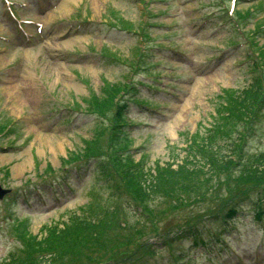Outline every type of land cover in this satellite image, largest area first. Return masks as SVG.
Returning <instances> with one entry per match:
<instances>
[{
    "label": "rangeland",
    "instance_id": "374dc122",
    "mask_svg": "<svg viewBox=\"0 0 264 264\" xmlns=\"http://www.w3.org/2000/svg\"><path fill=\"white\" fill-rule=\"evenodd\" d=\"M26 1V8L18 10L17 14L21 18L42 22L43 40L24 42L15 34L12 24L0 15V36L6 38V41L0 40V118L3 123H16L14 130L0 139V146L6 148L0 149V185L13 193L24 189L27 194L26 198L19 197L21 202L26 200V205L13 207L9 198L0 200V260L8 253L19 252L24 246L22 233L19 236L16 232L17 225L40 238L44 236L43 226L68 221L72 213L87 203H117L125 212H133L132 201L122 194L121 187L113 179L104 182L99 169L93 171L91 167L89 173L87 168L90 169V166L84 165V162H65L73 154L83 152V140L89 138L99 123L93 119L85 122L88 117L80 112H74L77 115H73L69 122H58L56 119H60V114L50 110L53 105L62 107L74 102L80 104V101L86 104V100L93 99L91 96L94 94L108 97L107 94L111 93L104 90L107 85L123 89L126 83L143 80L141 69L151 60L154 65L149 70L153 73L163 71V84H175L165 94L170 100L163 112L165 117H154L153 123L156 122L159 127L152 131L155 136H146L141 131L128 134L129 146L142 147L141 151L147 154L146 164L152 166L155 160L170 162L175 156L182 157L188 135L214 137L211 123L219 124L227 113V108L218 113L222 90L242 87L252 77L246 63L240 62L243 59L241 47L245 49V46L226 48L222 45L229 36L242 41L241 34L237 36L220 19L224 3L229 7L233 0H165L160 3L154 0H145V3L134 0H84L86 4L81 19L93 23L83 26L77 36L66 39H61L64 31L68 30L66 21L78 14L77 5L81 0H42L38 3L21 0L22 3ZM195 2L203 5L194 9ZM38 6H45L46 9L39 12ZM238 7L241 10L253 7L256 14L248 27H244L245 30L252 28L259 19L264 23V0H239ZM109 9L116 13L112 14ZM102 17L119 25L121 21L128 20L133 23L135 31L144 26L143 33L149 41L143 38L142 45L140 36L112 29L106 23L107 26L97 25ZM147 23L152 26H145ZM172 31L177 32L174 39L183 51L185 64L176 55L164 58L158 48L153 53L146 50L147 45H169L168 35ZM138 46H143L146 57L140 58V64L144 66L135 72V65L126 67L121 61H130ZM102 50L119 61L104 55ZM153 66L155 69H152ZM171 73L177 75L176 81ZM84 107L87 108L81 105V108ZM67 114L66 110L62 111L64 118ZM259 116L242 145L245 156L264 149V109ZM217 139L215 137L211 142ZM232 139H235V133L229 141ZM196 142L202 144L199 139ZM220 145V151L226 152L225 142ZM228 146L232 148V145ZM141 151H133L135 160L145 154ZM65 171L69 172L67 183L74 187L75 193L65 192L63 197L58 191L51 190L46 182L56 185L66 175ZM211 175L222 176L219 173ZM33 186H38L41 196H36ZM59 188L63 190L66 184ZM118 191L121 192L119 195ZM212 194L221 204L226 199V193L221 190ZM158 201L162 202L163 198H158L155 204ZM214 206L213 199L199 200L173 211L164 206L160 220L152 229H158V232L164 227L176 229L189 220L197 219V215L207 208L213 210ZM11 207L16 212L8 220ZM239 208L241 212L226 229L222 220L215 218L216 214L213 219L205 217L198 224L200 226L208 221L203 225L202 237L212 242L205 254H202L201 248L188 249L193 243L191 238L174 241L169 248L162 246V241L156 239L158 237L152 238L148 234L151 238H146L163 249L151 259L150 264H173L175 258L171 256L174 253H181L184 259L195 258L197 264H264V212L260 218H255V211L247 202ZM14 216H17L15 221ZM128 218L131 224L141 221L133 215ZM142 226L138 224L143 233L149 231ZM214 235L232 245L239 252L240 259L229 252L219 254L220 247L214 243V239L217 242L218 239Z\"/></svg>",
    "mask_w": 264,
    "mask_h": 264
},
{
    "label": "trees",
    "instance_id": "16d2710c",
    "mask_svg": "<svg viewBox=\"0 0 264 264\" xmlns=\"http://www.w3.org/2000/svg\"><path fill=\"white\" fill-rule=\"evenodd\" d=\"M262 55L264 65L263 52ZM263 90L264 85H261V81L258 78H253L252 83L238 94H232L229 97L227 109L233 105L234 113L228 117L225 124L223 121L219 124L215 123L213 134L218 136L220 140H225L233 134L231 130L236 124L247 125L253 116L252 109L256 106L259 95L263 93ZM242 105L244 106L243 110H241ZM228 127H230V130ZM238 135H240L239 132ZM201 138H205L204 144H206L202 147L206 149L205 156L202 155V157L215 171L213 174L219 173L222 175L220 178L210 175L211 178H215L217 187L226 191L227 198L222 206H226L227 202L232 199L248 198L247 195L250 191L263 187L264 151L254 158H245L241 150L238 152L237 148L233 149L232 147L229 149V153L223 155L216 150H211V141L215 139V136ZM93 140H91V143L97 144ZM231 145L234 146V142H231ZM217 147L219 148V146ZM98 150V148L90 149L88 147L85 149V154L95 153ZM103 168L108 171V164L103 165ZM159 170L158 182L145 184V189L150 188L155 192L171 195L173 188L176 186L177 189H182L185 194L194 192L200 195L201 201L206 199V193L201 192V190L208 178L205 177L201 180L200 173L202 171L200 168L189 170V168L180 167L177 170H168L170 172H165L163 169ZM132 174L135 177L134 181L131 176L127 178V181L130 182L128 187H132L134 191L128 190L133 196L138 197L143 193L142 188L144 189L143 184L140 182L142 173ZM143 196L150 197L148 192H144ZM213 197L216 198L215 195ZM262 201L261 198L258 199V202ZM258 202L256 201L257 204H259ZM98 206L88 204L82 215L70 216L68 222L63 223L61 226L58 223L43 228L44 236L41 239L37 240L31 233H22L21 237L26 241V248L21 250L17 257L10 255L8 261L0 262V264H106L108 261L115 259L118 257V249L114 242L117 236L112 237L109 233L111 228L109 225L113 220L114 211L107 207ZM171 206L176 209L177 203H172ZM143 214L149 218L154 216L153 211L147 207H144ZM126 243L137 246L134 237L128 236ZM22 257L24 258L22 259Z\"/></svg>",
    "mask_w": 264,
    "mask_h": 264
}]
</instances>
